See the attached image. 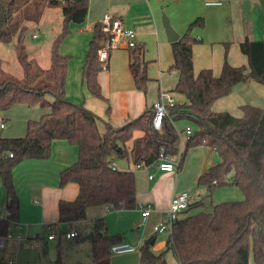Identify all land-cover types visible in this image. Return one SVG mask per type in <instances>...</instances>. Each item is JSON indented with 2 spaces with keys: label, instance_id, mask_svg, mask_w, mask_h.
Instances as JSON below:
<instances>
[{
  "label": "trees",
  "instance_id": "16d2710c",
  "mask_svg": "<svg viewBox=\"0 0 264 264\" xmlns=\"http://www.w3.org/2000/svg\"><path fill=\"white\" fill-rule=\"evenodd\" d=\"M89 3L90 0H72L59 5L49 0L50 5L61 6L63 24L52 45V64L45 69L29 57L24 43L26 28L15 21L21 10L27 11L26 19L40 20L45 4L40 0H0V40L16 41L17 57L24 71L22 78L9 75L0 59V112L15 104L49 109L39 119L28 122L23 136L6 137L0 129V177L7 195L4 210L11 212L8 219H0V235L8 234L12 222L19 221L14 170L26 160L50 159L55 140L64 139L78 149L77 160L60 171L59 186L76 183L79 192L74 200L59 201L58 222L45 227L49 233L58 230L62 233L58 228L60 223L87 219L90 207L134 209L137 206L135 172L113 168V162L124 158L136 166L150 165L162 153L177 155L181 136L174 123L186 119L197 128L188 136L185 152L196 145H208L220 158L219 163L199 177L197 184L207 186L210 198L224 186L238 187L244 198L209 203L210 210L179 218L167 240V248L174 252L179 264H249L250 238L253 237L263 248L261 263L264 264V108L243 104L241 116L213 110V104L229 95L238 84L252 80L264 85V41L240 43L241 52L248 58L247 65L241 66H233L228 61L229 42H226V59L220 74L214 75L212 68L196 72L193 47L197 39L193 30L205 24L203 17H197L185 33L171 43L172 67L178 72L173 91L184 95L187 101L169 107L160 130L152 126L151 111L146 110L119 127L106 122V130L101 133L100 117L83 103L66 97L70 57L60 52L62 42L71 32L70 24L85 22ZM145 51L143 44L131 49L129 69L135 87L147 93L151 78ZM87 64L84 78L90 93L108 103L97 79L100 65L90 58ZM110 112L111 106H108L107 113ZM137 131L142 135L136 136ZM198 205L207 204L200 201ZM106 226L103 218L95 220L96 236L92 241L90 264H110L111 245L124 240L120 234L109 235ZM150 242L151 238L140 245L141 263L167 264L165 252L156 254Z\"/></svg>",
  "mask_w": 264,
  "mask_h": 264
},
{
  "label": "crops",
  "instance_id": "0c3cea01",
  "mask_svg": "<svg viewBox=\"0 0 264 264\" xmlns=\"http://www.w3.org/2000/svg\"><path fill=\"white\" fill-rule=\"evenodd\" d=\"M151 2L152 0H90L85 22L80 25L71 23L70 28L73 31L71 30L60 46L61 54L70 57L67 69L66 97L75 103H83L86 108L102 117L105 126L106 122L115 127L122 126L139 117L146 110H150L153 116L154 100L149 98L144 91L135 87L129 69L130 48L121 46L119 47L121 50L117 54H112L110 51L107 64L100 66L101 70L97 79L108 103L104 100L102 103L94 101L93 98L96 97L90 93L84 78V70L88 65L89 56L92 62L98 61L97 52L102 47L106 36L101 24V19L106 12H109L113 18L121 19L126 26L134 28L137 33V42L145 45V50L150 45L154 34L164 39L162 26L157 17L153 15L154 9ZM194 2L202 7V12L198 15H202L199 17L205 19L204 26L197 29L195 33L193 32L197 39L193 47L195 71L212 68L214 75L218 76L226 59V42H229L228 61L233 66L247 65L248 58L241 52L240 43L253 40L264 41V0H220V3L215 5H207L204 0H194ZM182 29L178 30L180 35L186 31V28ZM124 48H127L129 52ZM119 72L121 81L115 80L120 75ZM263 86L252 80L238 84L229 95L220 98L213 104V110L228 111L236 116H241L243 114L240 109L241 105L261 103L254 102L258 101L256 98L260 94L258 90L264 92ZM173 89L169 91L172 92ZM261 96L260 94L262 100ZM97 99L101 101V99ZM108 106H111L110 114L107 113ZM48 111V108L40 106L15 104L8 110L0 112V129L4 130L3 136L20 137L25 135L28 122L39 119ZM1 123L4 124V127H1ZM187 128L191 127L187 126ZM140 135L142 133L137 131L136 136ZM186 137L183 141L181 138L180 155L177 159L179 165L176 172H162L152 167L147 171L137 173L134 169L128 168L135 172L137 203H150L153 206L151 215L146 222H142L141 211L137 207L130 209L129 215L119 211L116 217L110 216L112 214L106 210L111 209L107 206L90 207L87 211V220L90 219L94 224L96 219L103 218L107 224L106 232L109 235L120 234L124 240L139 242L140 245L144 240L151 238V241L154 240L153 244L150 242L151 248L160 236L168 235L169 238V232H156L154 226L164 219L172 197L185 190L191 194V203L182 212L180 218L188 216L187 211L190 208L195 207L200 201L205 203L206 198H210L207 186L197 184L199 177L220 161L216 150L208 145H196L185 152L188 135ZM77 157V146L64 139H59L53 143L50 159L26 160L14 170L20 207L19 221L24 226L45 228L51 223L58 222L59 201L61 199L74 200L79 192V186L76 183L59 186V173L62 169L72 165ZM117 160L115 164L120 168ZM151 174L154 176L152 179L149 177ZM226 197L229 200H242L244 194L236 186L218 188L211 197V200L213 198L214 201L210 200V203L218 204L229 201L224 200ZM6 201L7 195L4 188L2 197H0V213L5 209ZM79 222L60 223L58 228L65 236L66 232L80 226ZM27 232L29 231L27 230ZM91 232L96 236L94 225L87 228L82 238ZM36 233L40 238V232ZM137 234L139 240H135ZM56 238L57 236L49 240L54 241ZM82 238L80 241L84 242L83 246L86 250L89 248L92 250L94 239L83 240ZM135 252L115 254L117 257H110V264H142L140 256ZM81 263L90 264L91 261L76 260L74 264Z\"/></svg>",
  "mask_w": 264,
  "mask_h": 264
},
{
  "label": "rangeland",
  "instance_id": "374dc122",
  "mask_svg": "<svg viewBox=\"0 0 264 264\" xmlns=\"http://www.w3.org/2000/svg\"><path fill=\"white\" fill-rule=\"evenodd\" d=\"M40 1L45 4L41 20H28L26 19L27 11L21 10L18 13V16L15 21L19 22L20 24H22V26L26 28L24 35V43L26 45L29 57L36 59L43 68L47 69L52 64L51 49L54 40L61 32L63 24V14L61 6L50 5L49 0ZM151 6H153L154 9L153 15L157 17L159 23L162 26V35L164 39L154 34L152 41L150 45H148L145 52L146 59L150 60L148 74L151 77V80L148 82V89L146 94L149 98H152V100H154L153 102H155L159 99L160 92L165 91L168 92L169 95H171L176 102L182 103L186 101V98L182 94L175 91H169L176 86L178 73L172 67V44L168 40L165 31L164 18L167 17L171 21V24L174 29L179 32L178 30H183L182 28L187 29L190 22L195 20L197 17L202 16L198 15L202 12V7L197 2H194V0H152ZM72 25L80 24L72 23ZM200 27L201 26L194 27L193 32L195 33V31ZM71 30L73 31V29ZM194 33L193 35L196 37ZM35 34L37 35L36 37L34 36ZM120 50V48H115L111 50V53L117 54L120 52ZM125 51L129 52L127 48L125 49ZM0 59L2 60V67L7 74L16 76L18 78L23 77L24 71L17 57L16 41L4 42L0 40ZM97 64L99 65L98 61ZM170 69H172L171 72ZM119 74L120 75L115 78V80L117 81H121V73L119 72ZM104 79L106 78L104 77ZM258 92L262 95V100L260 98V94L258 93L259 98L256 97L258 101H255L254 103H261H256L255 106L264 108V92L260 90H258ZM93 99L94 101L102 103V100L100 101L97 98ZM175 124L178 132L181 135L182 141L187 138L184 132L187 126H190L193 130L197 128V125L194 122L186 119L177 120L175 121ZM98 126L101 133L105 132L106 129L104 119L102 117H100L98 120ZM1 130L2 132L4 131L3 129ZM136 134L137 132L135 133V135ZM179 155L180 152L175 155V162H177ZM117 163L121 169H128L130 167L134 169L137 173H142L143 171H147L148 169L147 167L139 168L135 164H133L131 160L124 158H118ZM1 181L2 179L0 177V197H2V190H4ZM225 187L226 186L221 188ZM210 200L211 198H206V206L192 207L187 211V213L191 215L196 214L200 211L210 210ZM224 200L229 199H227L226 197L224 198ZM106 211L112 214L110 216L114 217H116L119 211H123L125 215H129L131 213L130 209H107ZM2 212H4V209L2 210ZM79 223L80 226H77V228L74 229V231L78 233V237L69 240L66 238V236H64L63 233H60L58 230L56 231L57 238L54 241H50L47 238L49 230H46L44 227L27 228V226H24L22 229H17L14 228V226L12 225L9 231L12 235H22L25 234L28 230L30 233L40 232V238L33 240V246H31V241L26 240L22 242V245L20 247L13 240H10L8 241V244L5 248H0V256H3L4 254L17 253L19 264H74L76 263V260L92 262V258L90 256L91 248L86 250L85 246H83L84 242H81L80 239L84 236L87 228L89 226H93L94 224L93 221H91L90 219L82 220ZM167 238L168 235L160 236L157 242L152 245V251L156 254L165 252V259L167 264H179L174 252L171 249L167 248ZM250 248L251 252L249 264H262L261 261L263 260V248L261 244L257 243L253 237L250 238ZM135 253L139 256L141 254L139 250ZM115 257H117L115 256V254L111 255V258Z\"/></svg>",
  "mask_w": 264,
  "mask_h": 264
},
{
  "label": "built area",
  "instance_id": "2783aa9c",
  "mask_svg": "<svg viewBox=\"0 0 264 264\" xmlns=\"http://www.w3.org/2000/svg\"><path fill=\"white\" fill-rule=\"evenodd\" d=\"M59 5H64L72 0H50ZM207 5H215L220 3V0H204ZM102 29L105 32V39L102 47L97 52V58L100 66H105L109 59V54L112 49L119 48L121 46L133 49L137 46V33L134 28L126 26L121 19L113 18L109 12L104 13L101 19ZM37 36L36 34L34 35ZM166 99V100H165ZM176 103L174 98L169 95L168 92L161 91L160 97L153 104V116L151 119V124L156 130H160L164 124L166 117L168 116V109ZM1 127L4 124L1 123ZM192 133L191 128L186 129V135ZM13 156V154H11ZM178 162L173 160V156L161 154L160 158L150 164V165H140L139 168H157L162 172H176L178 170ZM113 168H116L115 162L112 164ZM150 179L154 176L149 175ZM191 194L188 191H182L174 195L171 199L170 206L165 214L162 221L154 226V231L162 232L167 231L172 233L174 223L180 218L183 211H185L191 203ZM141 211L142 222L150 217L153 210V206L150 203H137L136 206ZM11 212L9 210H4L0 213V219H8ZM14 228L22 229L24 225L20 221H13L11 226ZM9 228V231L11 229ZM57 236L56 232H50L47 236L48 239H54ZM65 236L69 239L78 236V233L74 230L65 233ZM38 238L37 233L27 232L22 235H12L8 232L6 235H0V248H5L8 241L13 240L18 246L22 244L23 241H31V246L34 245L33 240ZM140 248V243L130 242L126 240L115 242L111 245V254H125L134 251H138ZM0 264H18V254H4L0 256Z\"/></svg>",
  "mask_w": 264,
  "mask_h": 264
},
{
  "label": "water",
  "instance_id": "95a60500",
  "mask_svg": "<svg viewBox=\"0 0 264 264\" xmlns=\"http://www.w3.org/2000/svg\"><path fill=\"white\" fill-rule=\"evenodd\" d=\"M164 27H165V31H166L168 40L170 42H175L181 37V35L174 29V27L171 24V21L167 17L164 18ZM94 237H95L94 233L91 232V233H89V235H86L82 239L83 240L84 239H92L93 240ZM135 240H139L138 234L135 236ZM153 243H154V240L151 241V244H153Z\"/></svg>",
  "mask_w": 264,
  "mask_h": 264
}]
</instances>
